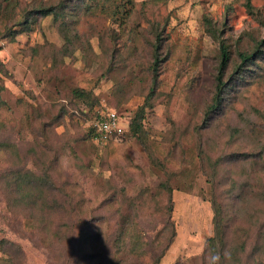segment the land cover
I'll use <instances>...</instances> for the list:
<instances>
[{
	"label": "rangeland",
	"instance_id": "obj_1",
	"mask_svg": "<svg viewBox=\"0 0 264 264\" xmlns=\"http://www.w3.org/2000/svg\"><path fill=\"white\" fill-rule=\"evenodd\" d=\"M39 1L0 0V264H153L173 229L159 264H211L214 196L231 264H264V0H66L64 15L25 24ZM222 44L235 88L204 120ZM141 107L139 135L95 141L99 109L127 126ZM47 172L78 223L46 209L64 203L59 187H33ZM18 175L25 189L8 188Z\"/></svg>",
	"mask_w": 264,
	"mask_h": 264
},
{
	"label": "trees",
	"instance_id": "obj_2",
	"mask_svg": "<svg viewBox=\"0 0 264 264\" xmlns=\"http://www.w3.org/2000/svg\"><path fill=\"white\" fill-rule=\"evenodd\" d=\"M14 3V0H8L7 3V7L9 8L10 6H12ZM248 6L250 7L252 5L251 0H248ZM80 4H83L82 2H79L78 0V5L75 6L74 8H77L80 6ZM91 4V3H90ZM72 6V3L66 2V0H60L57 2H54L53 0H48L46 2V0H41L39 1L36 6H34L32 9H29V11H26V15H24V19L23 22L25 24H29L31 23V21L34 18H37L36 16H48L50 14H53L56 18L58 16H61L62 13L65 12V10H67L69 7ZM89 6V5H87ZM115 11V10H114ZM65 14V13H64ZM62 14V15H64ZM219 28H215L214 30H212L213 33H216L218 31ZM260 44H262V42H260ZM258 44V45H260ZM158 48V45L156 47V49ZM262 50L260 49H256L254 50L253 53H248V52H242L241 53V62L240 65L238 66L239 71L236 70V72L239 73V77H241L242 74V70L244 69V66L247 67V65L254 63L255 59H256V54L262 52ZM161 58L158 56V52H156V58H155V63H157ZM229 62H230V53L228 51V47L226 44H222L221 45V51H220V58H219V64L217 67V74H216V88L218 89V94L215 98V100L210 103L208 110L206 111V117L207 118L209 115L211 116V114L213 112H215V110H217V108H219L220 106H222L223 102L222 99L224 97H226L224 94V92L229 93L228 94V100L231 101L232 100V89L235 88V79L231 80V83L228 84L225 80V75H226V71L227 68L229 66ZM0 64L3 65L2 61H0ZM155 71L157 70V65L155 66ZM157 73V72H156ZM241 73V74H240ZM157 75V74H155ZM228 84V85H227ZM77 94L80 95L81 97L84 96V90L81 89H77ZM104 109H99L94 116V119L99 118L102 115V111ZM145 116V110L144 107H141V109H139L135 115L132 116V118L130 119V121L128 122L127 126H125V135L126 133H128L129 131L132 134H136L139 135L141 128L143 127V118ZM92 130L95 133V129L94 127L92 128ZM95 135V134H94ZM95 138V137H94ZM152 160L155 164H160V161L158 160L157 157L153 156ZM25 174L27 176H29L30 178L35 175L34 172H29L28 170L25 172ZM47 178L43 177V178H39L37 176H35L36 179L35 183H34V188H38L41 189L42 187H46V197H50V195H53L54 189H57V187H59L57 184H55V178L53 177L51 172H47ZM30 182V179H29ZM25 180L23 178L22 175H18L15 177L14 181H10L9 178H6V185L8 188L15 190V186L17 185L18 187H20L21 190L25 189L24 188V184ZM160 185L168 192V201L166 202V207H167V212L169 213L168 215H170V211L173 209V205H174V199H173V195H172V191L174 189L173 185L169 182V181H165L162 180L160 181ZM62 190V195L64 196V203L62 204H56V205H51L48 204L46 205V209H52V208H60V209H64V213L66 215L70 216V219H72V224L78 223L79 221L77 220V218L74 217L75 214V204H74V198H73V194L72 192H70L68 189H65L64 187H59ZM25 194H28V191H23ZM55 201V198H54ZM33 203V208H38L39 209H44V206L38 205V200L34 199L32 201ZM66 203V204H65ZM55 204V203H54ZM212 206L214 209V234L211 235L208 239H207V246L206 248L209 249V252L211 254V264H231V258L230 255L226 252L225 250V245H226V222H225V215H224V205L218 201L217 197L214 196L212 198ZM45 211V209H44ZM74 219H76L74 221ZM168 222H171L172 224L174 223L171 219H169ZM86 221L83 223L85 224ZM88 223V222H87ZM72 224H66L64 228L59 229V230H67V229H72L73 226ZM82 227V226H81ZM61 231V232H62ZM176 229L172 230V234L169 236V239L166 241V243L161 247L160 251L158 253H154L153 254V264H159L161 257L165 254V251L169 248L171 241H172V237L173 235H175ZM83 233V240H86L88 237L87 235H85V231L82 230ZM60 237V236H59ZM94 238V240L99 238V235L97 236H92ZM62 238V237H60ZM118 239H120V237H118ZM69 243L71 242L72 238H69ZM21 251V249L19 250ZM17 249H15V252H19ZM93 254V253H92ZM86 258H88V256L91 255V253L84 252L82 256H84ZM218 257V259H214Z\"/></svg>",
	"mask_w": 264,
	"mask_h": 264
},
{
	"label": "built area",
	"instance_id": "obj_3",
	"mask_svg": "<svg viewBox=\"0 0 264 264\" xmlns=\"http://www.w3.org/2000/svg\"><path fill=\"white\" fill-rule=\"evenodd\" d=\"M124 116L116 109L106 108L102 115L93 121L95 141L99 145L122 138L125 134Z\"/></svg>",
	"mask_w": 264,
	"mask_h": 264
},
{
	"label": "clouds",
	"instance_id": "obj_4",
	"mask_svg": "<svg viewBox=\"0 0 264 264\" xmlns=\"http://www.w3.org/2000/svg\"><path fill=\"white\" fill-rule=\"evenodd\" d=\"M214 259H218V257L214 258Z\"/></svg>",
	"mask_w": 264,
	"mask_h": 264
}]
</instances>
